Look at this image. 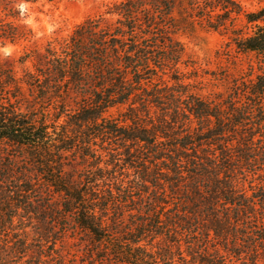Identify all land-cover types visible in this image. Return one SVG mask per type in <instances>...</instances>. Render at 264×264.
I'll return each instance as SVG.
<instances>
[{
	"label": "trees",
	"instance_id": "trees-1",
	"mask_svg": "<svg viewBox=\"0 0 264 264\" xmlns=\"http://www.w3.org/2000/svg\"><path fill=\"white\" fill-rule=\"evenodd\" d=\"M37 1L0 0V45L27 44L0 63V264L264 262V8L115 0L32 47L12 5ZM240 18L258 73L207 99L181 21Z\"/></svg>",
	"mask_w": 264,
	"mask_h": 264
},
{
	"label": "rangeland",
	"instance_id": "rangeland-1",
	"mask_svg": "<svg viewBox=\"0 0 264 264\" xmlns=\"http://www.w3.org/2000/svg\"><path fill=\"white\" fill-rule=\"evenodd\" d=\"M115 0H39L37 2H18L12 6L17 11L19 23L30 29L34 38L30 46L42 47L46 42L59 34L68 35L76 25L89 16L104 12V4ZM246 13H254L264 8V0H235ZM3 6L0 4V13ZM184 30L176 38L185 48V61L182 66L185 73L197 77L200 94L207 99L226 98L234 83L242 78L252 79L258 73V58L254 54L237 53L232 35L245 33L250 35L251 28L243 18L236 21L237 30L227 34L204 29L200 25L193 26L188 21H181ZM191 23V20H190ZM192 25V26H190ZM238 31V32H237ZM27 44L17 46L0 45V63L5 64L7 58L19 56ZM187 82L194 83L193 80ZM111 116L117 118L119 111L113 110ZM264 179V178H263ZM247 186V183H246ZM74 249L72 245L62 249ZM233 264H250L233 260ZM257 264H264L258 262Z\"/></svg>",
	"mask_w": 264,
	"mask_h": 264
}]
</instances>
